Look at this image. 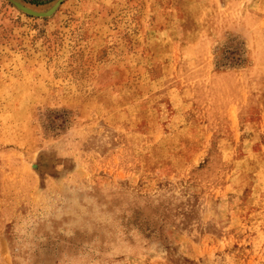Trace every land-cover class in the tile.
I'll return each instance as SVG.
<instances>
[{
  "label": "rangeland",
  "instance_id": "rangeland-1",
  "mask_svg": "<svg viewBox=\"0 0 264 264\" xmlns=\"http://www.w3.org/2000/svg\"><path fill=\"white\" fill-rule=\"evenodd\" d=\"M0 264H264V0H0Z\"/></svg>",
  "mask_w": 264,
  "mask_h": 264
}]
</instances>
